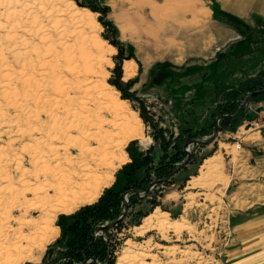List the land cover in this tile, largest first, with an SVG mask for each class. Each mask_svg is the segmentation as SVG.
Listing matches in <instances>:
<instances>
[{"label": "rangeland", "instance_id": "obj_1", "mask_svg": "<svg viewBox=\"0 0 264 264\" xmlns=\"http://www.w3.org/2000/svg\"><path fill=\"white\" fill-rule=\"evenodd\" d=\"M73 1L80 14H86L83 8L90 9L79 5L78 0ZM99 2L102 7H108L107 14L93 11L95 15L81 25L74 24L75 20L68 14L55 19L61 20L60 25L67 26L66 40L70 46L68 51L72 53V58L75 56L72 63L79 71V74L77 71L71 72L73 64L70 69L66 66L59 73V79L69 80L73 84L79 82V86L82 84L81 89L77 87L71 90L67 87L66 90L70 96L86 100L96 111L100 106L98 111L109 118L114 114L107 108L109 102L103 98V94H115L117 90L119 93L115 96L118 95L126 101L129 109L137 112L143 120L146 140L134 139L128 143L126 152L129 159L118 167L114 181L95 202L81 205L73 212L57 215L54 223L60 228L59 234L47 245L38 262L26 261L24 264H46L58 260L66 249L67 241V236L59 224L61 215H74L84 207L97 203L105 190L117 181L118 172L132 162L128 148L133 153L149 155L150 147H154L150 155L153 157V164H158L162 155V134L171 140L181 136L185 157L177 159L178 156H173L175 169L182 166L188 152L191 154L188 163L180 170V180L152 187L151 192L155 191L152 199H144L130 207V215L124 218L119 227L105 231L97 230L102 225L97 226L94 230L95 238L103 237L105 241L111 242L113 264H117L122 255L126 258V264H230V251L237 247L231 229V209L239 192L232 177V163H237L241 154L238 145L231 142L234 135H241L237 133V128L243 124L247 114H243L244 118L239 119L231 129L234 134L219 132L216 139L207 141L213 137L219 126L217 118L220 116L216 115L215 118L213 113L217 112L221 97L215 96L214 83L222 86L224 77L223 72L218 71L217 65L226 62L225 59H220L227 54L230 44L236 43L234 45L238 48L242 38L250 41L258 32L254 28H247L242 34L227 18L216 19L215 12L213 14L211 11L208 15L209 5H215L214 0ZM49 3L48 6L52 4L50 1ZM54 3L65 8L69 0H56ZM100 17L111 21L118 29L117 34L103 25ZM42 19L50 29V21L45 15H42ZM97 21L101 27L97 25ZM3 23L4 20L1 24ZM76 25L80 26L75 28ZM240 34L243 35L242 38ZM105 36L120 42L123 46V57L119 55L118 47ZM27 38L21 31L10 33L0 25V179L6 177L7 172H11L15 176V183L11 185L14 191L21 187L18 185L23 171H20L21 167H32V155L36 157L40 151L50 155L51 107L56 106L58 100L70 104L67 93L56 89L57 86L55 88V80L50 84V39L45 42L36 40L23 43V39ZM110 45L116 48V52L110 49ZM98 47L106 49L105 57H100ZM251 50L249 48L243 52L250 53ZM85 58L90 60H87L90 68L84 63ZM130 60L137 64L136 72L131 77L126 76L124 69L125 62ZM117 64L121 67V82L128 85L125 94L112 83L118 77L115 71ZM161 79L163 81L160 82ZM107 83L114 88L107 86ZM242 101L244 98L239 101V105ZM71 106L80 107L78 101H72ZM30 128L38 129L34 139L29 136L22 137L17 131ZM201 129L208 131L197 134ZM192 140L206 143H191ZM175 151V148H170L171 155ZM145 170V167L136 171L131 167L125 170L128 173L132 171L129 178L131 183L139 181L137 183L140 186L131 184V187H144L142 179L146 177ZM186 178L188 179L185 180ZM197 178H201L202 187H193ZM0 181L2 186L7 184L4 180ZM126 183V180L118 182L120 186ZM125 200L126 203L129 202L128 196ZM5 206H0L4 215L8 211ZM156 209L167 212L170 221L180 220L188 227L180 235L170 231L168 238H164L156 229L139 234L137 227L143 225L145 218ZM124 211L125 208L123 213ZM138 211H142L141 217L137 216ZM23 213V209L14 212L16 218ZM35 214L37 215L36 212ZM102 263L98 261V264Z\"/></svg>", "mask_w": 264, "mask_h": 264}, {"label": "bare ground", "instance_id": "obj_2", "mask_svg": "<svg viewBox=\"0 0 264 264\" xmlns=\"http://www.w3.org/2000/svg\"><path fill=\"white\" fill-rule=\"evenodd\" d=\"M49 1L52 3L50 6ZM54 1L56 0H0L1 27L10 33L21 31L23 35H27L28 38L23 39V43L36 40L45 42L50 39V84L55 80V88L57 86L56 89L67 93L70 101V104H67L58 100L56 106H50V155L47 156V152L41 153L43 151L38 154L37 151L38 155H32V167L28 169H22L20 164L23 162L18 163L21 167L20 169L18 166V169L23 171L18 179V185L21 187L17 191L11 188L15 183V176L11 172L5 173L6 177L0 179L7 183L3 186L0 184V206L6 205L8 209L6 215L0 211V264L38 262L47 245L60 232V228L54 223L57 215L73 212L81 205L95 202L103 190L114 181L118 167L129 159L126 152L128 143L134 139L146 140L143 120L137 112L129 109L126 101L118 95L115 96L119 93L117 90L115 94H103V98L109 102L107 108L114 114L110 118L98 111L100 106L96 111L86 100L70 96L66 90L67 87L71 90L83 87L81 83V86L77 85L79 82L73 84L69 80L59 79V73L66 66L70 69L73 64L71 72L77 71L79 74V71L72 63L75 56L72 58V53L68 51L70 46L66 40L67 26L60 25L61 20L55 19L68 14L75 20L74 24L81 25L88 22L95 13L83 8L86 14H80V11H76L78 6L73 0H69L65 8L59 7ZM42 15L50 21V29L47 28L48 24L42 21ZM53 21L55 24H52ZM97 25L101 27L98 21ZM101 40L106 42L102 38ZM110 49L116 52L113 45H110ZM97 51L100 57L106 56L104 47H98ZM87 60L84 63L88 67ZM136 65L132 60L125 62L126 76L135 74ZM107 86L112 87L109 83ZM72 101H78L80 107L71 106ZM37 130L30 128L17 131L22 137L29 136L34 139ZM202 185L201 178H197L193 187ZM17 209L24 211L19 218L14 214ZM187 227L183 221H170L167 212L156 209L137 229L139 234L156 229L164 238H168L170 231L180 235ZM125 259L124 255L120 256L117 264H126Z\"/></svg>", "mask_w": 264, "mask_h": 264}, {"label": "crops", "instance_id": "obj_3", "mask_svg": "<svg viewBox=\"0 0 264 264\" xmlns=\"http://www.w3.org/2000/svg\"><path fill=\"white\" fill-rule=\"evenodd\" d=\"M214 2L219 11L215 12L212 5H209L208 15L211 11L213 14L215 12L216 19H239L259 33L250 41L240 34V47L237 48L234 45L236 43L230 44L227 54L220 59H225L226 62L221 64L218 61V71L223 72L224 77V84L219 85L238 86L241 82L264 73V0ZM228 30L232 31V28L228 27ZM249 48L252 49L250 53L243 52ZM219 85L214 83V88L217 89ZM246 113L243 124L237 128V133L241 135H234L231 142L238 145L241 154L238 156L239 161L232 163V177L239 189L231 209V229L237 247L230 251L228 260L230 264H264V93L253 99ZM257 121V125L252 124ZM232 128L233 126H227L220 132L234 134L231 132Z\"/></svg>", "mask_w": 264, "mask_h": 264}, {"label": "trees", "instance_id": "obj_4", "mask_svg": "<svg viewBox=\"0 0 264 264\" xmlns=\"http://www.w3.org/2000/svg\"><path fill=\"white\" fill-rule=\"evenodd\" d=\"M84 1L78 0L79 5L86 6L92 11H100L106 13L108 10V7L104 8L100 5L99 0ZM212 9L215 12L219 11L216 5L212 6ZM227 19L229 23L231 25H234V27L238 29L242 34L245 29L249 28L239 19L229 17ZM231 20L234 22H231ZM100 21L103 23V25L107 26L117 34L118 29L111 21L107 20L105 17H100ZM105 38L118 47L120 52L119 55L123 57L124 51L123 46L120 44V42L116 39L110 40L106 36ZM128 58H130V56ZM115 71L118 73V77L117 79L113 80L112 83L125 94L128 85H124L120 80V64H117ZM263 88L264 73L255 78L243 81L238 86H217L216 96L217 98L221 97V100H218L220 102L217 101V112L213 113V116H215L216 118V115H223V118L221 120V128L224 129L225 127L229 126L230 122L232 123V126H234L238 122L239 116L244 114V110L241 111L238 109L239 101L246 97L248 93ZM225 113H231L233 114V116H225ZM205 131H208V129H201L197 132V134L204 133ZM162 135H160L162 141V155L160 156L158 164H153L154 160L150 155V153L154 150V147H150L149 155L143 154L142 152L133 153L132 150L128 148V152L132 158V162L125 165L122 170L118 172L117 181L111 187L105 190L100 200L97 203L89 205L88 207H84L74 215H61L59 224L61 225L65 235L67 236L66 249L63 250L61 257L58 260L47 262L46 264H59L61 262H64V264H98V261H100L101 263L103 262L102 264H113L111 258L113 248L111 242L105 241L103 237L95 238L94 230L99 225H103L111 221L114 222L115 220H117L118 216L123 213V209L126 206V196H128L129 199V208L135 206V204L141 202L144 199H152V195L155 191L150 192V194L145 198L139 197L140 191L148 190L153 181L161 179L163 180L175 170L173 156H178L176 157L177 159H183L185 157V152L182 149L180 135L172 140L165 138L164 134ZM171 147L175 148L176 150L173 155H171L170 153ZM128 167L135 168V171L136 169L145 167L146 177L142 179V183H144L145 185L143 184L144 187L142 189L130 186L131 184L140 186V184L137 183L139 181L131 183L132 180H130L129 178L132 175V171L130 173H128V171L125 172ZM152 172L156 174V177L152 176ZM180 175L181 171L171 179L158 182L155 185V188L161 186L164 183L180 180L178 179ZM187 179L188 178H186L185 180ZM120 180H126L127 183L124 186H120L118 184ZM137 213V216L141 217L142 211H138ZM129 215L130 212L126 215V218ZM125 219L118 221L117 224L113 226L105 227L104 230L109 231L110 228L119 227Z\"/></svg>", "mask_w": 264, "mask_h": 264}, {"label": "water", "instance_id": "obj_5", "mask_svg": "<svg viewBox=\"0 0 264 264\" xmlns=\"http://www.w3.org/2000/svg\"><path fill=\"white\" fill-rule=\"evenodd\" d=\"M262 93H264V89L254 91V92H252V93H250V94L248 95V97L246 98L247 111L249 110V108H250V106H251V104H252L253 99H254L255 97H257L258 95L262 94ZM220 128H221V127H219V126L217 127V129L215 130V132H214V134H213V137H212L209 141H207V142H212L214 139H216L218 133L220 132ZM191 143H206V142L199 141V140H192ZM187 146H188V145H187ZM187 146H186V147H187ZM186 151H189V149L186 148ZM190 155H191L190 152H188V157H187V159L185 160V162L182 164V166H180V167H178L177 169H175V170H174L171 174H169L165 179H163V180L161 179V180H155V181H153V182L151 183V185H150V187H149L148 190H146L144 193H139V197H140V198H145V197H147V196L150 194V192H151V188L154 187L158 182H160V181H166V180H168V179H171L173 176H175V175H176V174H177V173L183 168V165L188 163V161L190 160V159H189V158H190ZM128 209H129V205H128V203H126L124 213H123V214H122L117 220H115L114 222H112L110 225H102V226H100L99 228H97V230H102V229H104L105 227L113 226V225L117 224L118 221L123 220V219L126 217L127 213H128Z\"/></svg>", "mask_w": 264, "mask_h": 264}, {"label": "built area", "instance_id": "obj_6", "mask_svg": "<svg viewBox=\"0 0 264 264\" xmlns=\"http://www.w3.org/2000/svg\"><path fill=\"white\" fill-rule=\"evenodd\" d=\"M238 109H239V110L244 109V110H245L244 115L247 114V113H246V111H247V103H246V99L240 103ZM224 115H225V116H230V117L233 116V114H231V113H225ZM244 115L239 116V119L244 118ZM222 118H223V115H221L220 117L217 118V123H218V125H219L220 127H221L220 124H221V120H222ZM258 123H259V122L257 121V122H253L252 124L257 125ZM229 127H232V123H231V122L229 123ZM96 234H98V231H97Z\"/></svg>", "mask_w": 264, "mask_h": 264}]
</instances>
